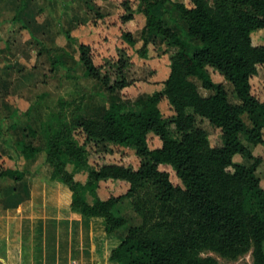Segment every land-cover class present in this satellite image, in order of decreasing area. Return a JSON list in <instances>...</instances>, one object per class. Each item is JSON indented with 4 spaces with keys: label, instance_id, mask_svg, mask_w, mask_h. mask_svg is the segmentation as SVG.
I'll list each match as a JSON object with an SVG mask.
<instances>
[{
    "label": "trees",
    "instance_id": "trees-1",
    "mask_svg": "<svg viewBox=\"0 0 264 264\" xmlns=\"http://www.w3.org/2000/svg\"><path fill=\"white\" fill-rule=\"evenodd\" d=\"M188 1L190 6L184 2L173 5L186 23L187 36L202 44L192 55L188 53L187 39L158 13L159 7L172 0L138 3L137 11L145 16L140 53H147L153 33L179 48L170 57V73L162 91L138 99L139 111L128 109L124 102L110 101L102 115L74 114L71 120H64L60 113V127L51 130V126H42L45 148L23 142L20 151L25 159H31L44 150L52 169L51 179L72 191L71 209L86 217H102L109 234L127 223V218L115 212L116 206L123 200L130 202L142 223L128 228L122 242L111 251V261L219 264L215 256L203 253L237 260L251 252L253 264H264V187L258 173L263 160L253 153V147L264 144V101L252 93L251 83L258 66H264V43L255 44L253 39L255 32L264 29V0ZM123 5L126 12L120 19L127 23L134 19L135 11L128 0ZM67 37L76 40L71 32H67ZM122 37L131 46L137 43L130 31H124ZM41 50L55 56L52 48ZM78 50L86 77L111 93L128 84L124 78L110 83L95 64L90 44L78 42ZM67 55L60 53L62 59L55 58L53 66L64 67ZM127 65V60H119V68ZM208 67L232 84L238 102L230 100L223 84L213 81ZM192 78L213 93L201 94ZM163 99L174 111L170 121H165L159 106ZM65 104H59L61 111ZM198 116L221 129V146L210 143L208 131L198 124ZM77 130L89 140L133 147L145 161L137 169L103 164L88 170L87 181L82 183L76 179V172L68 168L73 164L81 169L86 163V151L77 139ZM151 133L160 138L159 147L150 148ZM236 155L249 159L251 164L235 162ZM4 162L0 156V178L22 179L24 172L9 168ZM162 165L171 166L181 184H175ZM108 179L127 182L128 190L89 202L85 191L94 194L99 182Z\"/></svg>",
    "mask_w": 264,
    "mask_h": 264
},
{
    "label": "rangeland",
    "instance_id": "rangeland-1",
    "mask_svg": "<svg viewBox=\"0 0 264 264\" xmlns=\"http://www.w3.org/2000/svg\"><path fill=\"white\" fill-rule=\"evenodd\" d=\"M124 1L4 0L6 4L2 5L0 21L7 43L3 40L0 47H3L2 54H8L9 60L4 62L3 69L0 68V104L3 106V117L0 118V153L17 157V160L10 161L11 164L20 159L23 142L45 148L46 135L42 126H51V130L60 127V113L64 120H71L74 114L102 115L110 101L124 102L128 109L139 111L140 107L136 103L138 99H146L164 89V82L170 73V57L179 48L170 45L163 36L153 33L150 35L147 53L142 55L140 49L143 45L141 36L145 16L137 11L139 0H128L135 11L134 19L122 23L120 17L126 12ZM174 2H184L190 6L188 0H172V3L159 7L158 13L164 16L169 27L187 39L188 53L192 55L202 44L187 36L186 23L174 7ZM97 12L101 15L96 16ZM124 31L133 33L137 40L134 46L124 40ZM67 32H71L76 40L69 39ZM253 39L255 44L264 43V29L255 32ZM78 42L90 44L95 64L109 77L111 84L121 81L122 78L128 84L116 93H111L101 83L86 77L85 68L78 60ZM42 48H52L56 57H50ZM60 53L69 54L66 57L67 64L64 67H54V59H62L59 57ZM120 59L128 62L123 69L119 68ZM207 71L214 82L226 87L230 100L238 102L232 84L214 68L208 67ZM192 80L197 83L201 94L213 93L204 89L197 78ZM251 83L252 93L264 101V66H258V73L252 77ZM13 88L17 90L16 94ZM22 99L31 103L27 113H21L19 109L22 103L27 104ZM61 102H67L62 111L59 109ZM159 106L165 121H170L174 115L172 106L166 99ZM197 121L199 126L208 131L212 145L223 144L221 129L211 125L205 118L198 116ZM170 129L176 136L173 124H170ZM76 136L85 148L86 163L81 169L73 164H69L68 168L76 172L77 180L82 183L87 181L88 170L103 164H122L137 169L145 161L133 147L109 141L89 140L78 130ZM241 138L248 143L244 135ZM160 145V138L149 134L150 148ZM253 153L263 160L258 173L264 187V144L253 147ZM36 156L38 161L44 158L43 165L47 166L44 150ZM234 160L245 165L251 164L249 159L241 155H236ZM4 164L9 165V160ZM161 169L170 173L175 184H181L171 166L162 165ZM128 187L129 184L123 180H102L94 194L87 190L85 195L93 202L96 198L124 194ZM115 212L127 218V223L120 228L122 231L142 223L141 216L133 210L128 200L121 201ZM203 255L215 256L219 264H253L251 252L237 260L223 258L213 252Z\"/></svg>",
    "mask_w": 264,
    "mask_h": 264
},
{
    "label": "crops",
    "instance_id": "crops-1",
    "mask_svg": "<svg viewBox=\"0 0 264 264\" xmlns=\"http://www.w3.org/2000/svg\"><path fill=\"white\" fill-rule=\"evenodd\" d=\"M3 4L0 0V12ZM4 36L1 22L0 42ZM2 48L1 69L9 60ZM22 100L27 104L22 103L19 109L27 113L31 103ZM2 109L0 104V118ZM0 156L5 163L9 160L7 167L24 172L20 180L0 178V264H118L110 260L111 251L128 229L109 234L102 217H86L73 211L72 191L51 179L52 169L43 165L44 158L38 161L37 156L25 159L21 155L11 164L17 157L5 153Z\"/></svg>",
    "mask_w": 264,
    "mask_h": 264
}]
</instances>
